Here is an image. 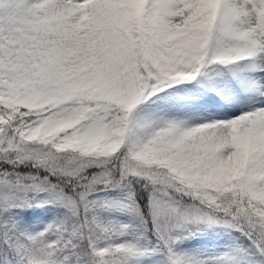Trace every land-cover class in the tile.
Listing matches in <instances>:
<instances>
[{
	"label": "snow or ice",
	"instance_id": "obj_1",
	"mask_svg": "<svg viewBox=\"0 0 264 264\" xmlns=\"http://www.w3.org/2000/svg\"><path fill=\"white\" fill-rule=\"evenodd\" d=\"M0 264H264V0H0Z\"/></svg>",
	"mask_w": 264,
	"mask_h": 264
}]
</instances>
